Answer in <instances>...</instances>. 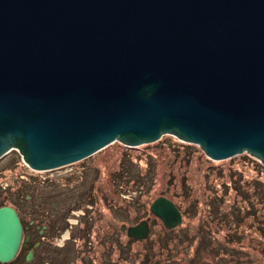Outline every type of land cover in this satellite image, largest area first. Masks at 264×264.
I'll use <instances>...</instances> for the list:
<instances>
[{
    "label": "water",
    "instance_id": "1",
    "mask_svg": "<svg viewBox=\"0 0 264 264\" xmlns=\"http://www.w3.org/2000/svg\"><path fill=\"white\" fill-rule=\"evenodd\" d=\"M162 135L264 166V0H0V158L50 171ZM149 209L181 222L165 197ZM20 236L0 207L1 261Z\"/></svg>",
    "mask_w": 264,
    "mask_h": 264
},
{
    "label": "rangeland",
    "instance_id": "2",
    "mask_svg": "<svg viewBox=\"0 0 264 264\" xmlns=\"http://www.w3.org/2000/svg\"><path fill=\"white\" fill-rule=\"evenodd\" d=\"M32 181L37 182L38 195L29 201L28 209L34 201L43 199L47 211L51 201L61 203L57 210L78 202L77 206L89 211L84 215L80 207H75L69 220L73 228L80 217L91 223L88 237L92 244L85 253L91 264L99 263L103 245L108 264H116L111 260L118 257L116 247H123L122 241L133 238L128 237L127 228L147 213L155 217L149 206L158 197H165L179 208L181 222L168 231L181 230L186 236L179 237L186 243L192 236L189 230H201L202 237L217 243V258L205 247L193 251L195 242L185 246L189 263L264 264V166L245 152L216 161L207 158L197 145L162 135L156 142L137 147L113 142L83 160L50 171L26 167L16 150L0 158L1 205H13L17 194L23 198V189L17 186ZM86 194L92 196L93 203H87ZM155 218L154 227L148 225L149 234L160 225L167 230ZM93 230L97 237L91 234ZM98 237L101 240L94 243ZM58 240L60 244V236ZM135 249L122 248L128 258L118 264H137ZM81 255L79 251L76 264H80ZM161 264L170 262L163 259Z\"/></svg>",
    "mask_w": 264,
    "mask_h": 264
},
{
    "label": "flooded vegetation",
    "instance_id": "3",
    "mask_svg": "<svg viewBox=\"0 0 264 264\" xmlns=\"http://www.w3.org/2000/svg\"><path fill=\"white\" fill-rule=\"evenodd\" d=\"M24 185L29 187L30 194L25 195L23 198L17 194L14 197V204L8 205L17 214L21 226V240L18 250L9 261L4 262L0 260V264H68L71 261L73 264H76V256L79 251L82 252V255L79 256L80 264H91L90 258L85 254L92 244L88 237L90 235L91 223L84 222L85 218L80 217L73 228L69 220V215L73 213L72 211L75 207H80L84 215L88 214L89 211L87 209L84 210L82 205L77 206L78 202L65 205L62 209L59 208L57 210L61 205L57 201H51L49 204L51 208L47 211L43 199L39 202L37 200L34 201L35 203L28 209L27 205L29 201L38 195V185L35 181L28 184L24 183ZM65 231L67 232V236L63 238ZM149 235L148 233L143 239H146ZM59 236L62 240L60 244L58 242ZM101 239L102 241H100ZM101 239L98 237V240L95 241L94 238V243L100 241L103 245L105 236H102ZM102 251L103 257L101 256L99 263L96 264H108L104 245L102 246ZM71 252L72 255H70ZM213 256L215 257L214 254Z\"/></svg>",
    "mask_w": 264,
    "mask_h": 264
},
{
    "label": "trees",
    "instance_id": "4",
    "mask_svg": "<svg viewBox=\"0 0 264 264\" xmlns=\"http://www.w3.org/2000/svg\"><path fill=\"white\" fill-rule=\"evenodd\" d=\"M17 187L18 189L19 188L23 189L24 196L30 194V191L28 190L29 187H26L25 185L21 186V184H19ZM18 192L19 191H17V193ZM91 198H92L91 195L86 194L87 203L91 201H92L91 203H93V200H90ZM3 205L0 204V206H3ZM155 219H156L155 217H152L151 215L147 213L145 217L137 220V222L134 224H137L143 220H146L148 222L149 227H154L155 222H156ZM195 229L200 230V228H195ZM158 230L150 234L146 239H143V241L136 240L133 238L126 239L124 242L122 241V243L125 245L123 247L122 246L116 247L115 249V250H118V253H117L118 257H116L115 259H111V258L110 259L113 260L116 264L122 261L124 262L128 257H126L125 252H122V248L127 250L130 248L133 249V247L136 246V249L134 251V255H135L134 261H136L137 264H161L163 259H165V261H169L170 264H192L186 260L188 259V257L186 256V253L183 251V248L185 246L190 245L191 247L192 242H195V244L192 247L193 251L200 250V248L205 247L206 250L211 249V252L214 251V254L220 257V252L216 251L217 243L214 241L210 242L205 237H202L201 230L196 231L195 233H193L192 230H189V233H190L189 236L191 235L192 236L188 238V242L186 243L185 241H183L184 239H181L182 237H185L186 235H182V231L179 229L172 230V231H168V230L165 231L163 227L160 225ZM91 234H93L94 237L96 236L94 234V230L91 231ZM197 238L200 239L198 242L196 241ZM173 241H176L177 243ZM141 243H144V244H141Z\"/></svg>",
    "mask_w": 264,
    "mask_h": 264
}]
</instances>
